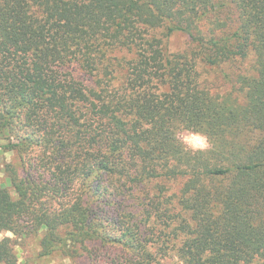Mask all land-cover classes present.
Returning <instances> with one entry per match:
<instances>
[{
  "label": "trees",
  "instance_id": "obj_1",
  "mask_svg": "<svg viewBox=\"0 0 264 264\" xmlns=\"http://www.w3.org/2000/svg\"><path fill=\"white\" fill-rule=\"evenodd\" d=\"M231 3L226 30L213 0H0V234L73 264H264V0ZM197 59L252 64L219 91Z\"/></svg>",
  "mask_w": 264,
  "mask_h": 264
},
{
  "label": "rangeland",
  "instance_id": "obj_2",
  "mask_svg": "<svg viewBox=\"0 0 264 264\" xmlns=\"http://www.w3.org/2000/svg\"><path fill=\"white\" fill-rule=\"evenodd\" d=\"M216 7V15L214 16L220 24H225L226 30L234 29L235 10L231 3V0H213ZM155 36L163 38L162 30L155 32ZM163 47L168 53H187L191 54L195 49L194 45L188 40V38L182 33H175L164 38L162 40ZM197 69L200 72L201 79H204L208 86L212 89L219 91L229 90L233 83L227 81L224 78L226 74H237L244 69H248L252 62L251 60L239 61L232 65L221 66L218 68H210L198 59L196 60ZM2 142H0L1 145ZM8 164H12L18 167V159L10 152H3L0 150V181L7 188V190L14 197L12 188L6 181V167ZM167 186L171 188V191H177L180 186V182L168 183ZM39 234H28L25 236H15L9 232H2L0 234V240L8 237L12 240L14 252L17 257V264H73V261L63 257L60 254H53L50 257H39ZM171 254V253H170ZM169 254V256H170ZM164 264H179L175 259L167 257L163 262Z\"/></svg>",
  "mask_w": 264,
  "mask_h": 264
},
{
  "label": "clouds",
  "instance_id": "obj_3",
  "mask_svg": "<svg viewBox=\"0 0 264 264\" xmlns=\"http://www.w3.org/2000/svg\"><path fill=\"white\" fill-rule=\"evenodd\" d=\"M174 137L187 151H206L211 148L207 135L203 131L177 125L174 128Z\"/></svg>",
  "mask_w": 264,
  "mask_h": 264
}]
</instances>
